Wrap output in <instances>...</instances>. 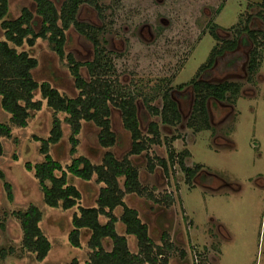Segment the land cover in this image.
<instances>
[{
    "label": "rangeland",
    "instance_id": "rangeland-1",
    "mask_svg": "<svg viewBox=\"0 0 264 264\" xmlns=\"http://www.w3.org/2000/svg\"><path fill=\"white\" fill-rule=\"evenodd\" d=\"M262 2L102 0L105 20L89 5L80 9L79 21L106 27L101 40L112 53L110 56L115 67L112 80H117V89L137 97L143 134H148L149 123L159 124L162 144L154 145L139 157L130 158L139 169L142 185L160 200L172 195L174 204L165 207L134 195H128L126 202L138 210L156 244L161 245L163 233L170 235L177 248L170 256V264H264V50L261 49L260 76L253 79L246 73L244 63L224 73L219 67L214 69L212 81H236L243 95L239 96L234 107H225V111L220 104L210 102L211 130L196 131L190 127L194 102L191 87L181 93L191 92L187 101L176 93L179 85L195 79L212 49L219 46L211 36L213 24L222 28L216 29L221 40L234 36L238 27L242 29L245 25L264 34ZM23 8L35 12L34 0H11L12 17H19ZM240 20L241 26L238 25ZM26 49L39 62L34 72L37 81L50 82L68 97L78 96L67 61L61 60L47 41L40 39L33 49ZM249 51L242 49L241 53L247 56ZM66 54L85 63L93 60L94 48L73 28L67 32ZM81 73L87 81L90 80L86 68H82ZM167 91L178 101L181 121L176 125L166 124L158 115L149 117L147 123V105L161 111ZM36 99L41 96L37 95ZM111 111L112 128L119 138L116 147L102 149L98 143L100 129L84 122L78 154L72 156L71 130L63 124L64 138L58 146L51 148L53 158L67 167L80 156L100 164L107 151L114 153L119 160L126 157L131 150V135L123 127L121 111L114 106ZM60 117L64 119L65 116ZM10 118L3 111L0 100V123L10 124ZM52 123L53 112L45 101L42 111L32 116L27 128L13 127L12 137L3 140L4 154L0 156V264H70L74 259L79 264L88 262V232L83 231L80 249L73 248L68 240L78 208L64 211L46 206L34 173L26 169L27 163L35 165L44 160L40 153L41 143L36 138L47 139ZM172 138L176 139L172 145L176 154L190 153L185 159L187 167L202 165L203 170H207L202 171L193 186L187 184L180 164L172 167L168 174L160 168L150 173L147 168L149 157L155 163L157 158L168 159L165 140ZM208 176L218 177L222 183L217 185L218 181L212 182ZM204 177L209 180L205 181ZM70 182L82 191V206H97L102 185H98L95 179L84 182L71 177ZM6 183L12 187L13 201L8 197ZM31 205L42 211L41 228L53 245L43 263H39L34 254L23 250V232L17 214ZM115 214L120 217L122 209H117ZM101 222L105 224L107 219L102 217ZM117 227L125 231L120 222ZM129 238L134 252H138L135 237ZM109 245L106 244L107 248Z\"/></svg>",
    "mask_w": 264,
    "mask_h": 264
},
{
    "label": "trees",
    "instance_id": "trees-1",
    "mask_svg": "<svg viewBox=\"0 0 264 264\" xmlns=\"http://www.w3.org/2000/svg\"><path fill=\"white\" fill-rule=\"evenodd\" d=\"M101 1L34 0L35 12L23 8L21 15L14 18L11 15V0H0V100L3 111L11 116L10 124L0 123V156L4 154L3 140L12 137V128H27L32 116L42 111L46 101L48 108L53 112L52 129L47 139L36 138L37 142L41 143L40 153L44 160L35 165L27 163L26 169L34 173L46 206L64 211L78 208L79 212L72 219V231L68 235L70 245L80 249L83 231H87L90 235L87 264H170V256L177 250L170 235L163 233L161 245L156 244L150 236L149 226L142 221L139 212L125 202L128 195H134L155 204L171 207L174 198L167 195L160 200L142 185L139 169L130 157L148 153L154 145L162 144L159 124L150 123L148 134H143L137 97L126 90L117 89V80H112V74L115 73L110 56L112 53L104 46L105 41L101 40L106 27L93 26L78 19L81 7L89 5L105 20V8ZM261 6L264 9V0ZM249 22L250 18L247 23ZM238 25H242L241 20ZM71 28L93 45L94 58L91 62H78L72 54H66L67 32ZM217 28L214 24L211 34L214 40L219 42V46L213 48L207 63L189 84L195 93L190 127L196 128V131L211 129L207 112L209 98L226 101L227 94L232 93V97L236 99L240 89L239 85L232 83L210 85L198 81V77L211 68L216 59L221 58L226 51L234 50L238 44V37L232 41L221 40L216 33ZM238 30L245 31L246 44L253 45L247 68L250 78L253 79L260 68L264 34L251 30L248 25L242 29L238 27ZM40 39L47 41L50 49L61 60L67 61L75 89L79 92L77 97H68L50 82H39L35 79L34 72L39 67V62L26 47L33 49ZM82 68L87 69L89 81L83 77ZM186 87L187 85H180L178 89L184 90ZM37 95H40L41 99H36ZM163 99L161 111L153 107H148L149 110L154 116L161 115L166 124H178L181 121V112L177 102L171 99L169 91L164 94ZM111 106L121 111L123 127L131 135L132 148L126 157L119 160L114 153L107 151L100 164H94L89 158L80 156L67 167L53 158L51 148L58 146L64 138L63 124L68 125L71 130L69 143L72 156L78 154L79 136L84 122L94 124L100 129L98 143L102 149L110 150L116 147L119 138L112 128ZM60 115H64V119ZM174 141L175 138L165 140L169 149L168 159L157 158L155 163L153 158L149 157L147 168L150 173L160 168L168 174L172 167L180 164L187 184L193 186V181L203 166L187 167L185 159L190 153L185 151L176 154L172 147ZM71 177L84 182L95 179L98 185H102L97 206L81 205L83 193L70 182ZM6 190L9 199L13 201V191L9 183H6ZM119 208L122 209V214L117 217L115 211ZM102 217L107 219L105 224L101 222ZM17 218L23 232V250L34 254L36 260L43 263L51 253L52 243L41 228L42 211L31 205L26 211L19 212ZM118 222L125 226L124 235L117 230ZM128 236L135 237L138 252H131ZM107 243L111 244L110 248H107ZM70 264H79V261L74 259Z\"/></svg>",
    "mask_w": 264,
    "mask_h": 264
},
{
    "label": "flooded vegetation",
    "instance_id": "flooded-vegetation-1",
    "mask_svg": "<svg viewBox=\"0 0 264 264\" xmlns=\"http://www.w3.org/2000/svg\"><path fill=\"white\" fill-rule=\"evenodd\" d=\"M224 7V6H223ZM221 12H222V9H221ZM221 12H219V14L221 13ZM214 25V24H213ZM217 25V24H216ZM218 26V25H217ZM213 27V26H212ZM212 27H211V31H212ZM71 29H73V28H71ZM217 29H222L220 26H218V28ZM224 30V29H223ZM239 31V32H238ZM224 32V31H223ZM216 33L218 34V32L216 31ZM239 33H242V34H239ZM211 36H212V34H211ZM218 36L220 37V35L218 34ZM213 37V36H212ZM235 37H238V44H237V46H236V48L234 49V50H231V51H226L223 55H222V57L221 58H218V59H216V61H215V63H214V65L211 67V68H208L204 73H202L199 77H198V81H201V82H206L207 84H210V85H221V84H225V83H232V84H237V85H239L238 84V82H236V81H230V80H223V81H221V82H214V81H212V76H213V73H214V69L215 68H217V67H219L220 68V71L222 72V73H224V72H226L227 70H232V69H236L241 63H244V65H245V68H246V73L248 72V70H247V68H248V62H249V59H250V53H251V50H252V48H253V45H251L250 44V41H248V43L251 45V46H248L247 44H246V37H245V31H240V30H236V32L234 33V36H231L230 38H228V37H224L225 38V40H230V41H232V40H234L235 39ZM214 39V38H213ZM242 49H249L250 51L248 52V55L246 56L245 54H242L241 53V50ZM213 50V49H212ZM109 51V50H108ZM210 54H211V52H210ZM230 58V59H229ZM89 62H91V61H89ZM83 63V62H82ZM85 63H87V62H85ZM219 63H221L220 64V66H219ZM203 65H205V64H203ZM202 65V66H203ZM201 66V67H202ZM200 67V68H201ZM200 68L198 69V71H197V74H198V72H199V70H200ZM259 70H260V68H259ZM259 70H258V72L256 73V75H254V77L255 76H257V75H259L260 76V73H259ZM197 74H196V76H197ZM249 74V73H248ZM249 77H250V75H249ZM253 77V78H254ZM196 78V77H195ZM194 80V79H193ZM192 81V80H191ZM191 81H189V82H186V84H181V85H187V87L184 89V90H186L187 88H189V87H191V89H192V93H193V96H194V102H193V108H192V115H193V113H194V103H195V93H194V90H193V87H192V85H189L190 83H191ZM180 86V85H179ZM240 86V85H239ZM178 89V88H177ZM184 90H180V89H178L177 91H176V93H177V95H178V97H181V98H183V100H185V101H187L188 99H189V97H190V95H191V92H186V93H184L183 95L181 94ZM243 90L241 89V86H240V89H239V91H238V96L236 97V99H234L233 97H232V93H228L227 94V96H226V101H219V100H217L216 98H214V97H211V98H209L208 99V101H207V112H208V116H209V120H210V125H211V129H212V127H213V123H212V121H211V119H212V114H211V111H210V102H216V103H218V104H220L221 105V107H222V109L225 111L226 109H225V107L228 109V107L229 106H231V107H234L233 105H235L236 104V101H237V99L239 100V96H241V95H243V92H242ZM256 90H254V92H255ZM170 92V91H169ZM255 96H256V94H255ZM170 97H171V99L172 100H174L175 102H177V104H178V101L176 100V99H174L173 97H172V95H171V93H170ZM233 101V102H232ZM137 107H138V105H137ZM147 107H152L151 105H147ZM146 107V108H147ZM178 107H179V105H178ZM153 108H155V107H153ZM158 109V108H157ZM159 110V109H158ZM180 110V109H179ZM145 112H146V114H147V116H146V118H147V123H149V117H151V116H154L153 115V113L149 110V108H147L146 110H145ZM138 113H139V115H141V111H140V109H139V107H138ZM122 114V113H121ZM232 114V113H231ZM226 116H229V114H226ZM192 117V116H191ZM227 119V118H226ZM152 123V122H151ZM123 124V123H122ZM149 125H150V123L148 124V128H149ZM211 129H209V130H211ZM126 131V130H125ZM129 133V132H128ZM130 134V133H129ZM224 139V138H223ZM175 141H176V139H175ZM174 141V142H175ZM173 142V143H174ZM173 143H172V145H173ZM173 147V146H172ZM131 148H132V143H131ZM173 149H174V147H173ZM130 152V151H129ZM136 157V156H135ZM139 157V156H138ZM131 159V158H130ZM202 171H207V170H203L202 169ZM202 171L198 174V176L197 177H199V175L202 173ZM207 174H209V172H206ZM196 177V178H197ZM209 177V179L213 182V181H215V179L218 181V182H216L217 183V185H219V184H221L222 183V180L221 179H219L218 177H212V176H208ZM195 178V179H196ZM195 179H194V181H195ZM203 179H205V181H207V180H209V179H207L206 180V177H204ZM194 181H193V184H194ZM219 183V184H218ZM203 183H200V185H202Z\"/></svg>",
    "mask_w": 264,
    "mask_h": 264
},
{
    "label": "crops",
    "instance_id": "crops-1",
    "mask_svg": "<svg viewBox=\"0 0 264 264\" xmlns=\"http://www.w3.org/2000/svg\"><path fill=\"white\" fill-rule=\"evenodd\" d=\"M84 197V196H83ZM125 202H126V198H125ZM126 204H127V202H126ZM128 205V204H127ZM129 206V205H128ZM129 207H131V206H129ZM132 208V207H131ZM134 209V208H133ZM138 211V210H137ZM117 230H118V232L120 233V232H123L124 230H120V228H118L117 227ZM125 232V231H124ZM121 235H124V233H120ZM130 236H128L127 238H128V242H129V247H130V250H131V252H133V253H136V252H134V250H133V248L131 247V241H130V238H129ZM69 240V239H68ZM82 248V247H81ZM52 250H53V245H52ZM52 250H51V252H52Z\"/></svg>",
    "mask_w": 264,
    "mask_h": 264
}]
</instances>
